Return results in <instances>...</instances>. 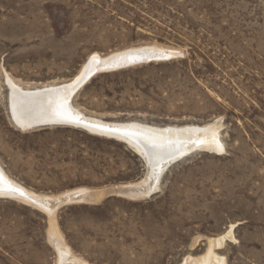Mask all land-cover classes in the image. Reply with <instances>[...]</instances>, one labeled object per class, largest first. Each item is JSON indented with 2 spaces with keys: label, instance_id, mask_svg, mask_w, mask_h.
<instances>
[{
  "label": "rangeland",
  "instance_id": "rangeland-1",
  "mask_svg": "<svg viewBox=\"0 0 264 264\" xmlns=\"http://www.w3.org/2000/svg\"><path fill=\"white\" fill-rule=\"evenodd\" d=\"M142 47L175 54L97 73L73 105L105 121L216 124L223 147L172 163L150 195L120 140L12 124L6 74L30 88L67 82L94 54ZM0 166L38 195L98 198L54 218L0 196V264H57L51 226L88 264H184L221 236L225 264H264V0H0ZM135 184L136 197L114 191Z\"/></svg>",
  "mask_w": 264,
  "mask_h": 264
},
{
  "label": "bare ground",
  "instance_id": "bare-ground-1",
  "mask_svg": "<svg viewBox=\"0 0 264 264\" xmlns=\"http://www.w3.org/2000/svg\"><path fill=\"white\" fill-rule=\"evenodd\" d=\"M130 49L128 51H116L104 56L92 55L74 78L67 82L50 84L48 82V84L42 83V85L30 88L23 86L6 74V84L9 87L7 96L9 118L12 124L21 131L37 129L46 125L50 127L54 126L55 123H61V125L81 127L93 133L127 141L133 150H136L146 159L145 189L144 193L139 195H148L158 188L161 175L177 159H182L202 149L222 151L223 147L219 141L216 124L200 126L166 124L160 126L139 121H105L99 117L86 115L73 105L72 96L75 93L76 82L99 68V65L105 61H115L116 56L122 58L127 55L128 58H135L140 55L147 56L151 49L154 50V48L148 49L146 47ZM44 124L45 126H43ZM137 186L135 184L124 186V188L135 189ZM103 194L102 191L100 196ZM86 195L91 199H98L94 192L90 193L86 189L65 191L55 196L38 195L14 182L0 166V196L16 197L29 202V204L39 206L48 216L54 217L57 205L67 201L72 202L71 200L74 198H76L75 201L81 200ZM51 200L55 201V204L52 205ZM49 235L53 237L55 243L58 256L57 264H88L71 251L55 226H51ZM223 240L224 236L209 238L206 254L202 258L186 261L184 264H225L223 257L221 258L213 251V247L220 245Z\"/></svg>",
  "mask_w": 264,
  "mask_h": 264
},
{
  "label": "water",
  "instance_id": "water-1",
  "mask_svg": "<svg viewBox=\"0 0 264 264\" xmlns=\"http://www.w3.org/2000/svg\"><path fill=\"white\" fill-rule=\"evenodd\" d=\"M142 54V53H141ZM166 54V55H164ZM175 54V52L173 51H170L168 50L167 53H161L160 56H157V55H152L150 56L149 54H147V56H143V55H140L138 57H135V58H128L127 55H125L124 57H120L119 56H116L115 58V61H108V62H104L102 65H99L100 67L95 69L92 73H90L89 75L85 76L82 80H78L76 82V85H75V93L78 91V89H80L93 75L97 74V73H100V72H109V71H115V70H119V69H122V68H125V67H129V66H133V65H136V64H139V63H144V62H149L151 60H162V59H166V58H169L171 55ZM74 93V94H75ZM73 94V95H74ZM73 97V96H72ZM7 110H8V115H9V108H8V101H7ZM10 116V115H9ZM54 125H61V123H55ZM45 126V124L43 125ZM48 125H46L45 127H47ZM33 128V127H31ZM30 128V129H31ZM121 141V140H120ZM123 142L125 145H127L128 147L129 146V143L127 141H121ZM131 148V147H130ZM132 149V148H131ZM133 150V149H132ZM137 155L138 157L142 160V162L144 163L146 169H147V162H146V159L140 154L138 153L136 150H133ZM180 159H177L176 161H178ZM175 161V162H176ZM174 163V162H173ZM172 164V163H171ZM170 166V165H169ZM114 191H120L122 192L124 195H127V196H130V197H136L138 196L137 195V192L133 190V188H122L120 190H114ZM151 194V193H150ZM149 194V195H150ZM141 196H147V195H141ZM76 198H74V200H71L72 202H78V201H92L91 197L89 196H83L81 200H78V201H75ZM69 202V201H67ZM66 202V203H67Z\"/></svg>",
  "mask_w": 264,
  "mask_h": 264
}]
</instances>
